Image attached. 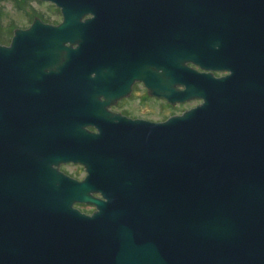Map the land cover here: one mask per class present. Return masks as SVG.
<instances>
[{"label": "water", "instance_id": "water-1", "mask_svg": "<svg viewBox=\"0 0 264 264\" xmlns=\"http://www.w3.org/2000/svg\"><path fill=\"white\" fill-rule=\"evenodd\" d=\"M38 1L63 22L36 19L16 30L10 47L0 46V70L25 39L41 59L43 47L61 46L76 27L91 36L94 21L137 10L135 0ZM151 8L164 76L179 87L157 95L200 104L158 124L110 115L94 123L102 136H49L45 195L0 187V264H264V0H158ZM54 100L52 134L92 125L64 120ZM67 162L85 165L84 182L58 171ZM94 182L106 201L88 195ZM75 203L97 211L86 215Z\"/></svg>", "mask_w": 264, "mask_h": 264}, {"label": "flooded vegetation", "instance_id": "flooded-vegetation-1", "mask_svg": "<svg viewBox=\"0 0 264 264\" xmlns=\"http://www.w3.org/2000/svg\"><path fill=\"white\" fill-rule=\"evenodd\" d=\"M36 1L0 0L1 47L9 48L15 41L14 32L29 29L36 19L52 26L63 22L58 9H55L58 21L35 12ZM135 1L139 12L136 10L123 21H94L91 36H83V31L76 27L75 35L64 37L61 46L43 47L41 59L34 58L29 39L15 47L11 67L0 70L1 188H36L45 195L50 181L49 136H102L94 123H105L110 115L153 124L176 116L166 112L178 109L180 104L173 105L157 95L164 87L179 90L177 83L163 72L161 23L158 10L151 8L158 0ZM16 16L23 17L26 23L16 25ZM52 91L54 101L66 108L64 120L92 124L85 127L86 132H50ZM192 103L195 107L200 101L185 104ZM87 161L94 167V155ZM57 169L77 183L88 176L82 163H61ZM88 188L91 198L106 201L103 193L97 191V182ZM73 207L86 215L97 211L95 206L83 203H75Z\"/></svg>", "mask_w": 264, "mask_h": 264}, {"label": "rangeland", "instance_id": "rangeland-1", "mask_svg": "<svg viewBox=\"0 0 264 264\" xmlns=\"http://www.w3.org/2000/svg\"><path fill=\"white\" fill-rule=\"evenodd\" d=\"M36 1V0H35ZM6 7L11 8V5L6 3L5 4ZM33 7L35 12L38 13H43L45 14V16L50 17L51 20H55L58 21L59 19L57 18V16H55V6H51L49 4L46 3H41V2H34L33 3ZM25 19L21 16H16L15 17V24L18 25L19 27L24 25ZM194 107V103L192 104H184V105H180V107L176 110H171L169 112H166L167 114H176V115H180L183 111ZM166 118V115L164 114V119Z\"/></svg>", "mask_w": 264, "mask_h": 264}]
</instances>
